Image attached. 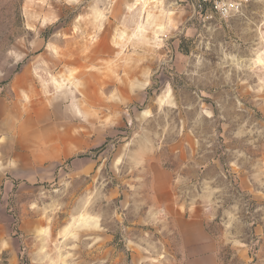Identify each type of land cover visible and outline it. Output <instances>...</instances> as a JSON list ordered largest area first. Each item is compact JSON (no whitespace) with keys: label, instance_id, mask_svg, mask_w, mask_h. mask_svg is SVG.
<instances>
[{"label":"rangeland","instance_id":"1","mask_svg":"<svg viewBox=\"0 0 264 264\" xmlns=\"http://www.w3.org/2000/svg\"><path fill=\"white\" fill-rule=\"evenodd\" d=\"M182 237L264 264V0H0V264H183Z\"/></svg>","mask_w":264,"mask_h":264},{"label":"built area","instance_id":"2","mask_svg":"<svg viewBox=\"0 0 264 264\" xmlns=\"http://www.w3.org/2000/svg\"><path fill=\"white\" fill-rule=\"evenodd\" d=\"M204 22L226 20L241 14L250 0H179Z\"/></svg>","mask_w":264,"mask_h":264},{"label":"crops","instance_id":"3","mask_svg":"<svg viewBox=\"0 0 264 264\" xmlns=\"http://www.w3.org/2000/svg\"><path fill=\"white\" fill-rule=\"evenodd\" d=\"M183 244H184V249L186 252H188V259L185 261L183 264H220L217 254H216V249H215V244L211 241H205L204 243H201L197 247L200 249L202 248V254L199 256H196L192 253L194 247H189L187 243L185 242L184 237H182ZM196 249V248H195Z\"/></svg>","mask_w":264,"mask_h":264}]
</instances>
